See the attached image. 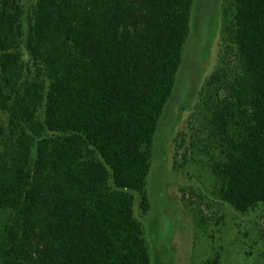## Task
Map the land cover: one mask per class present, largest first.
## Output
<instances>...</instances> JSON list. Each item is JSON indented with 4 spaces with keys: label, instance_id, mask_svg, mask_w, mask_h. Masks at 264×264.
Wrapping results in <instances>:
<instances>
[{
    "label": "trees",
    "instance_id": "1",
    "mask_svg": "<svg viewBox=\"0 0 264 264\" xmlns=\"http://www.w3.org/2000/svg\"><path fill=\"white\" fill-rule=\"evenodd\" d=\"M196 1L0 0V264H152L133 191L147 213ZM232 4L210 168L247 212L264 204V0Z\"/></svg>",
    "mask_w": 264,
    "mask_h": 264
},
{
    "label": "rangeland",
    "instance_id": "2",
    "mask_svg": "<svg viewBox=\"0 0 264 264\" xmlns=\"http://www.w3.org/2000/svg\"><path fill=\"white\" fill-rule=\"evenodd\" d=\"M233 8L232 0L196 1L179 85L159 130L160 156L148 179L147 213L141 194L133 191L152 264L157 252L162 264H205L215 257L221 264H264V204L241 212L224 202L210 168L214 149L206 83L225 60L233 61Z\"/></svg>",
    "mask_w": 264,
    "mask_h": 264
}]
</instances>
